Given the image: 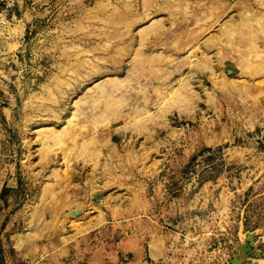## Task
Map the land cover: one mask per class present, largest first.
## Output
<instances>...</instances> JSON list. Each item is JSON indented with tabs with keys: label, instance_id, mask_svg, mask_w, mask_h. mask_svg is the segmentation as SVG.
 I'll return each mask as SVG.
<instances>
[{
	"label": "rangeland",
	"instance_id": "1",
	"mask_svg": "<svg viewBox=\"0 0 264 264\" xmlns=\"http://www.w3.org/2000/svg\"><path fill=\"white\" fill-rule=\"evenodd\" d=\"M235 257L264 264V0H0V264Z\"/></svg>",
	"mask_w": 264,
	"mask_h": 264
},
{
	"label": "water",
	"instance_id": "2",
	"mask_svg": "<svg viewBox=\"0 0 264 264\" xmlns=\"http://www.w3.org/2000/svg\"><path fill=\"white\" fill-rule=\"evenodd\" d=\"M247 241H248V245H246L242 249V255H243V257H249L252 254L251 246H253V243H252V236L251 235H248ZM240 262H241L240 259H238L237 257H235L233 259V261H232V264H240Z\"/></svg>",
	"mask_w": 264,
	"mask_h": 264
},
{
	"label": "bare ground",
	"instance_id": "3",
	"mask_svg": "<svg viewBox=\"0 0 264 264\" xmlns=\"http://www.w3.org/2000/svg\"><path fill=\"white\" fill-rule=\"evenodd\" d=\"M223 79H225V78H223Z\"/></svg>",
	"mask_w": 264,
	"mask_h": 264
}]
</instances>
